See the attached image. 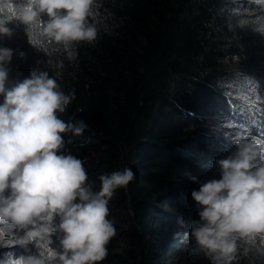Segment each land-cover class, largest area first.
I'll return each instance as SVG.
<instances>
[{"label": "trees", "instance_id": "16d2710c", "mask_svg": "<svg viewBox=\"0 0 264 264\" xmlns=\"http://www.w3.org/2000/svg\"><path fill=\"white\" fill-rule=\"evenodd\" d=\"M94 12L97 38L67 48L47 39L42 20L10 25L12 35L0 36V47L14 49L9 78L48 71L74 92L60 118L88 127L65 134L63 151L84 161L90 183L125 167L136 173L109 203L117 234L102 264H212L190 235L199 219L191 192L220 178L216 161L236 141L264 140V4L97 0ZM0 228L17 232L0 245V264L60 250L59 233L26 250L21 230ZM236 240L232 264H264L260 234Z\"/></svg>", "mask_w": 264, "mask_h": 264}, {"label": "clouds", "instance_id": "9594fccd", "mask_svg": "<svg viewBox=\"0 0 264 264\" xmlns=\"http://www.w3.org/2000/svg\"><path fill=\"white\" fill-rule=\"evenodd\" d=\"M96 3L0 0V36L12 35L10 25L30 28L42 20V33L55 44L91 43L98 34L90 19ZM13 56L14 49L0 47V224L21 230L17 242L26 250L59 233L60 249L48 255L30 251L17 264H102L117 234L109 203L136 173L125 167L100 175L98 188L90 183L84 161L63 151L65 134L80 135L88 127L83 120L60 118L74 92L62 91L48 71L33 70L11 81L7 65ZM68 56L73 59L75 51ZM216 164L220 178L191 192L199 219L191 222L190 235L212 264H232L237 236L264 233V140H238L235 150ZM179 223L186 224L182 218Z\"/></svg>", "mask_w": 264, "mask_h": 264}, {"label": "rangeland", "instance_id": "374dc122", "mask_svg": "<svg viewBox=\"0 0 264 264\" xmlns=\"http://www.w3.org/2000/svg\"><path fill=\"white\" fill-rule=\"evenodd\" d=\"M250 1L251 2H261V0H250ZM218 176L220 177V174ZM16 235H17V232H15L14 230H8L6 228H0V245L5 244V243H9L12 240L15 241L13 238ZM260 235L262 236L263 243H264V233H261Z\"/></svg>", "mask_w": 264, "mask_h": 264}]
</instances>
